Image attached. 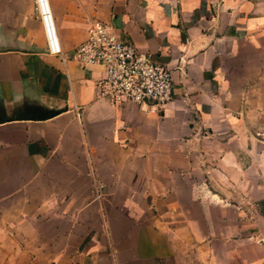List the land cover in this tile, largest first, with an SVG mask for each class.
I'll return each instance as SVG.
<instances>
[{
  "label": "crops",
  "instance_id": "crops-1",
  "mask_svg": "<svg viewBox=\"0 0 264 264\" xmlns=\"http://www.w3.org/2000/svg\"><path fill=\"white\" fill-rule=\"evenodd\" d=\"M0 0V264H264V0ZM93 20L173 71L99 97Z\"/></svg>",
  "mask_w": 264,
  "mask_h": 264
},
{
  "label": "built area",
  "instance_id": "built-area-1",
  "mask_svg": "<svg viewBox=\"0 0 264 264\" xmlns=\"http://www.w3.org/2000/svg\"><path fill=\"white\" fill-rule=\"evenodd\" d=\"M49 53H62L49 0H36ZM80 67L101 66L105 76L97 82L99 97L114 106L132 102L151 109H164L174 98L175 86L171 68L125 41L109 24L93 20L87 39L74 51Z\"/></svg>",
  "mask_w": 264,
  "mask_h": 264
}]
</instances>
